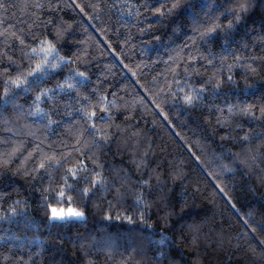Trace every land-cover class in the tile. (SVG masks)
Here are the masks:
<instances>
[{"label": "trees", "instance_id": "trees-1", "mask_svg": "<svg viewBox=\"0 0 264 264\" xmlns=\"http://www.w3.org/2000/svg\"><path fill=\"white\" fill-rule=\"evenodd\" d=\"M0 264H264V0H0Z\"/></svg>", "mask_w": 264, "mask_h": 264}, {"label": "snow or ice", "instance_id": "snow-or-ice-1", "mask_svg": "<svg viewBox=\"0 0 264 264\" xmlns=\"http://www.w3.org/2000/svg\"><path fill=\"white\" fill-rule=\"evenodd\" d=\"M174 7H175V5H174ZM160 14L163 15L164 13L161 12ZM33 51L35 52V49H33ZM41 51L44 52L45 56H48V55L52 54L53 49L51 48V46H49L47 48L42 47ZM42 70H43L42 67L40 65H37L34 71L40 72ZM13 83H16V82H13ZM16 87H20V83H16ZM185 101L187 103H191L192 97L190 95L186 96ZM60 196L63 198L65 196V193L61 192ZM51 211H52L54 219H66V218L70 219V218H82L83 217V213L80 211H76L75 209H69L68 212H66V213L62 209L60 211H57L56 208H53Z\"/></svg>", "mask_w": 264, "mask_h": 264}, {"label": "rangeland", "instance_id": "rangeland-1", "mask_svg": "<svg viewBox=\"0 0 264 264\" xmlns=\"http://www.w3.org/2000/svg\"><path fill=\"white\" fill-rule=\"evenodd\" d=\"M56 209H57V211H60L62 209L65 213L68 212L69 209H75L76 211L82 212L83 213V217L82 218H70V219L82 220V219L85 218V213L83 211H81V210H79V209H77L75 207H72V206H70V207H59V208H56ZM52 219H54L53 218V214H52ZM54 220H61L62 221V220H69V219L66 218V219H54Z\"/></svg>", "mask_w": 264, "mask_h": 264}, {"label": "bare ground", "instance_id": "bare-ground-1", "mask_svg": "<svg viewBox=\"0 0 264 264\" xmlns=\"http://www.w3.org/2000/svg\"><path fill=\"white\" fill-rule=\"evenodd\" d=\"M83 222V221H82ZM53 245V244H52Z\"/></svg>", "mask_w": 264, "mask_h": 264}]
</instances>
